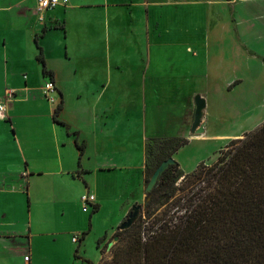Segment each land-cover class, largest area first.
Listing matches in <instances>:
<instances>
[{
    "label": "rangeland",
    "instance_id": "374dc122",
    "mask_svg": "<svg viewBox=\"0 0 264 264\" xmlns=\"http://www.w3.org/2000/svg\"><path fill=\"white\" fill-rule=\"evenodd\" d=\"M76 2L79 1L69 0L66 6L59 4L48 9L42 19L34 3V12L23 16V21L14 22L23 51L17 69L27 72L31 95L46 99L41 90L45 78L36 60L39 50L35 42V34L42 32L44 25L49 30L39 37V44L48 64L57 72L76 70L77 75L67 73L64 78L71 87L66 92L65 115L75 124L84 127L86 123L85 116L73 104L76 89H81L87 105L98 101L100 106L119 112L138 110L142 76L132 60L143 50L146 62L154 56L164 64L160 70L163 79L171 81L161 99L162 111L171 112L163 133L189 138V143L174 155L185 172H192L201 162L213 164L230 148L231 140L244 137L264 122V0H114L107 5H84L90 8L76 6ZM104 8L108 17L103 15ZM91 28L94 31L90 32ZM1 29H7L6 24ZM1 49L4 59L16 53L10 47ZM200 59L204 66L199 65ZM197 94L207 100L203 133L190 131ZM7 99L5 96L0 101L5 104ZM117 126L116 118L111 131L119 129ZM129 127L131 131L138 129ZM126 144L133 145L132 140ZM122 157L116 149L110 163ZM133 157L131 167L118 168L115 174L98 178L103 197L102 207L92 214L93 228L87 227L85 236H79L76 243L64 235L57 244H42L32 264H86L85 260L99 264L104 255L102 249L109 255L116 245L118 240H114L112 232L118 230L134 204H140L141 209L133 225L142 224L145 232L157 216H173L174 211L166 204L159 208L146 206V190L142 195L141 186L138 188L133 178L138 164L136 153ZM98 159L103 162L106 157ZM142 183L145 189L147 182L143 179ZM134 188L137 200L128 194ZM92 210L90 207L88 213ZM73 219L83 224L82 211L77 207ZM77 248L79 257L75 256Z\"/></svg>",
    "mask_w": 264,
    "mask_h": 264
},
{
    "label": "crops",
    "instance_id": "0c3cea01",
    "mask_svg": "<svg viewBox=\"0 0 264 264\" xmlns=\"http://www.w3.org/2000/svg\"><path fill=\"white\" fill-rule=\"evenodd\" d=\"M78 1L80 3L76 2V6L90 8L84 5H107L114 0ZM34 3L36 0H0V98L6 96L7 99V90L14 91V96L5 103L7 118L0 119V264H32L42 244H57L64 235L71 243H76L73 237L81 236L90 223L92 229L94 222L93 213L83 210L82 195L93 193L96 204L102 207L103 196L99 191L98 178L115 174L118 168L131 167L134 153L138 164L133 178L144 195L142 182L145 178L147 142L156 136H176L163 133L171 112L162 111L161 99L163 93L170 89L171 81L168 83L167 79H163L160 70L164 64L156 57L152 56L150 62L143 59L145 50L132 60L133 64H137L134 68L142 76L138 89V110L134 113L106 108L98 101L87 105L81 89H76L73 104L90 125L86 127L84 123L82 127L75 124L65 115L68 108L66 92L71 91V87L64 78L67 73L69 76L77 75L76 70L66 68L64 72H57L48 64L44 48L46 65L52 76L45 75L42 67L41 72L45 82L49 78L55 81L58 99L56 103H50L46 97L42 99L33 93L31 95L32 86L27 72L17 69L23 51L14 22L19 23L27 13L34 12ZM107 11L102 9L104 17ZM5 24L7 29H1ZM48 30L46 28L43 36ZM89 30L94 31L93 28ZM117 32L121 33V30ZM2 46L10 47L16 53L4 59ZM199 65L204 66L203 59H200ZM61 101L63 109L59 118L67 122L70 129L53 118L55 107ZM100 117L105 121H101ZM116 118L119 129L112 132L110 125ZM129 125L138 129L131 131ZM130 140L133 145L126 144ZM77 142L84 144L83 152ZM116 149L124 157L110 163ZM102 156L106 157L103 162L98 159ZM128 194L136 195L135 188ZM75 207L82 211V225L73 219Z\"/></svg>",
    "mask_w": 264,
    "mask_h": 264
},
{
    "label": "trees",
    "instance_id": "16d2710c",
    "mask_svg": "<svg viewBox=\"0 0 264 264\" xmlns=\"http://www.w3.org/2000/svg\"><path fill=\"white\" fill-rule=\"evenodd\" d=\"M45 31L44 27L35 35L36 60L43 73L52 76L39 44ZM62 109L63 101L55 107L54 121L70 129L59 118ZM188 143L184 136L151 138L145 181L148 183L161 162ZM77 146L83 152L84 144L77 142ZM180 179L182 184L177 185ZM165 204L174 211L173 216H157L147 232L142 224L123 230L118 226L113 234L118 241L109 255L102 249L99 264H264V122L244 137L231 140L230 148L211 165L201 162L192 172H185L179 162L171 164L146 206ZM99 208L95 204L92 213ZM75 256L79 257L78 248Z\"/></svg>",
    "mask_w": 264,
    "mask_h": 264
},
{
    "label": "water",
    "instance_id": "95a60500",
    "mask_svg": "<svg viewBox=\"0 0 264 264\" xmlns=\"http://www.w3.org/2000/svg\"><path fill=\"white\" fill-rule=\"evenodd\" d=\"M195 115H194V121L191 126V132L192 133H203L205 131V122L203 121L204 116V109L207 106V102L205 97H203L200 94H197L195 96ZM176 160L174 157H170L163 162L156 168L154 173L152 174L150 180L147 183V186L145 188L147 196V201L150 199L151 192L154 190V188L158 185V183L161 181L162 176L164 175L165 171L169 168V166L173 163H175ZM141 209L140 204H134L129 213L127 214L126 219L120 224V229H127L132 226V224L135 222V220L139 216V211ZM118 236L114 237V240H118ZM111 245V244H110Z\"/></svg>",
    "mask_w": 264,
    "mask_h": 264
},
{
    "label": "built area",
    "instance_id": "2783aa9c",
    "mask_svg": "<svg viewBox=\"0 0 264 264\" xmlns=\"http://www.w3.org/2000/svg\"><path fill=\"white\" fill-rule=\"evenodd\" d=\"M69 0H36L37 11L40 13V19L43 18L44 11L48 9L54 8L59 4H67ZM26 77V75H25ZM43 95L52 103H56L58 96L56 94V83L52 78L46 80L45 84L41 87ZM7 95L9 98L14 96V91L7 90ZM6 116V105L4 103L0 104V119H5ZM83 210L88 211L90 207L94 208L96 204V196L91 192H86L81 197ZM143 236H145L143 234ZM145 238V237H144ZM79 240V236H74L73 241L77 242Z\"/></svg>",
    "mask_w": 264,
    "mask_h": 264
},
{
    "label": "bare ground",
    "instance_id": "6f19581e",
    "mask_svg": "<svg viewBox=\"0 0 264 264\" xmlns=\"http://www.w3.org/2000/svg\"><path fill=\"white\" fill-rule=\"evenodd\" d=\"M200 136V135H199ZM203 136V135H202ZM194 138V137H193ZM197 139V138H196Z\"/></svg>",
    "mask_w": 264,
    "mask_h": 264
},
{
    "label": "flooded vegetation",
    "instance_id": "af4514ba",
    "mask_svg": "<svg viewBox=\"0 0 264 264\" xmlns=\"http://www.w3.org/2000/svg\"><path fill=\"white\" fill-rule=\"evenodd\" d=\"M129 213V212H128Z\"/></svg>",
    "mask_w": 264,
    "mask_h": 264
}]
</instances>
